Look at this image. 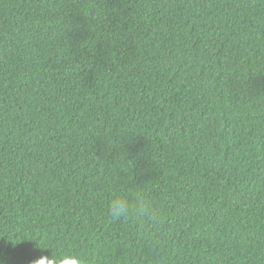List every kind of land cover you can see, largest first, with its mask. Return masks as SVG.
Listing matches in <instances>:
<instances>
[{"label":"trees","instance_id":"trees-1","mask_svg":"<svg viewBox=\"0 0 264 264\" xmlns=\"http://www.w3.org/2000/svg\"><path fill=\"white\" fill-rule=\"evenodd\" d=\"M51 250L264 264V0H0V264Z\"/></svg>","mask_w":264,"mask_h":264},{"label":"clouds","instance_id":"clouds-1","mask_svg":"<svg viewBox=\"0 0 264 264\" xmlns=\"http://www.w3.org/2000/svg\"><path fill=\"white\" fill-rule=\"evenodd\" d=\"M109 211L113 219H119L129 215H143L146 211L143 202L137 200L135 203L126 196L116 194L111 200ZM37 248L40 250L50 249L48 246ZM30 264H84L82 257L72 252H61L57 254L51 250L50 255L41 254L33 258Z\"/></svg>","mask_w":264,"mask_h":264}]
</instances>
